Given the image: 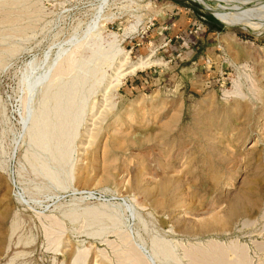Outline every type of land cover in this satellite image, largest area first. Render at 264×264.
<instances>
[{
  "label": "rangeland",
  "instance_id": "1",
  "mask_svg": "<svg viewBox=\"0 0 264 264\" xmlns=\"http://www.w3.org/2000/svg\"><path fill=\"white\" fill-rule=\"evenodd\" d=\"M0 264H264V2L0 0Z\"/></svg>",
  "mask_w": 264,
  "mask_h": 264
},
{
  "label": "bare ground",
  "instance_id": "2",
  "mask_svg": "<svg viewBox=\"0 0 264 264\" xmlns=\"http://www.w3.org/2000/svg\"><path fill=\"white\" fill-rule=\"evenodd\" d=\"M218 1H220V0H218ZM214 2V1H213ZM255 2V1H254ZM261 2H264V0H261ZM255 3H257V2H255ZM218 4V3H217ZM219 5H220V3H219ZM246 5V4H245ZM244 5V6H245ZM247 6V5H246ZM252 6V5H251ZM255 7V6H254ZM252 8H253V6H252ZM155 62H157V61H155V60H150L149 58H141L140 60L138 59L136 62H133L132 63V65L130 66V68H129V70L124 74L125 76L126 75H128V74H130V73H134L137 69H141V68H143V67H146V66H148V65H150V64H153V63H155ZM125 63H130V61H129V55L128 54H126V62ZM126 64V65H127ZM130 65V64H129ZM121 68V67H120ZM126 68V67H125ZM117 74V73H116ZM123 75V76H124ZM121 77V76H120ZM119 78V77H118ZM121 80V79H120ZM252 192V191H251ZM257 203H259V200L258 199H256L255 201H254V205L253 206H255Z\"/></svg>",
  "mask_w": 264,
  "mask_h": 264
}]
</instances>
